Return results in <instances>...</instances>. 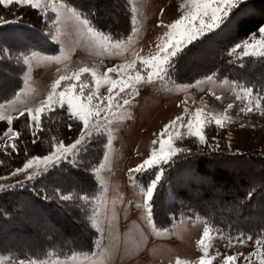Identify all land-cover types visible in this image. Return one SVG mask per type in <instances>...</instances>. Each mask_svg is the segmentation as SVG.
<instances>
[{
  "label": "rangeland",
  "instance_id": "374dc122",
  "mask_svg": "<svg viewBox=\"0 0 264 264\" xmlns=\"http://www.w3.org/2000/svg\"><path fill=\"white\" fill-rule=\"evenodd\" d=\"M128 3L131 32L122 40H113L108 34L94 29L85 17L61 0L41 2L39 10L49 19V38L57 49L50 54L30 51L21 56L24 65L21 85L13 90L8 101L0 104L3 120L8 121L9 117L21 112L28 115L29 110L35 113L37 108H42L56 80L61 76L71 78L81 68L90 71L81 73L78 81H62L58 90L71 82L75 83L77 91L83 87L85 95L107 98L111 87L107 81L127 80L137 74L143 80L123 92L118 86L113 88L112 115L107 119L102 115L99 120L90 122L91 137L99 134L105 138L101 161L93 171L96 189L83 196L87 197L86 200L81 199L82 211L95 234L92 250H79L68 255L53 250L26 258L0 253V264H20L21 261L24 264H177V261L180 264H199L202 257L210 264H225L227 256L235 257L231 264H260L264 260V234H231L211 226L197 214H174L169 206L176 203L170 187L163 196L165 203L169 204L166 205L169 211L162 218V224L155 222L152 212L149 220L144 199L155 170L132 180L129 169L150 156L153 141L171 137L172 147L179 150L175 156L202 149L264 155V106L256 107L259 98L251 91L253 110L248 111L249 99L244 90L249 88L214 74L180 83L170 76V68L163 80L148 82L149 68L142 65L140 59L156 54L157 45L163 42L168 31L167 26L189 11L191 5L189 0H128ZM53 8L59 12V22H56L58 12ZM68 8L75 10L80 20H87L89 27L99 36H91L79 21L70 18L66 11ZM259 39L258 29L238 44L243 45L247 41L250 46ZM116 41L120 42L119 47L112 46ZM253 51L248 48L249 55ZM32 53L37 55L31 56ZM233 55L241 57L244 48L233 52ZM25 56H31V59L26 61ZM133 62L132 68H118ZM109 68H117V71L109 73ZM93 72L101 81L99 87L94 83ZM125 99L129 101L127 105L123 103ZM95 102L101 103L100 99ZM101 106H107L106 99ZM46 110L48 108L44 107L42 112ZM197 110L201 113L204 143L191 135L187 128L189 120H195ZM216 118H222L220 125L215 123ZM166 125L169 127L165 131ZM29 126L33 139H36V123H29ZM14 137L11 133L0 136V151L10 152ZM50 166L33 163L27 170H15L0 178V187L39 174ZM205 228L209 230L207 237H204ZM202 237L207 256L199 243Z\"/></svg>",
  "mask_w": 264,
  "mask_h": 264
},
{
  "label": "trees",
  "instance_id": "16d2710c",
  "mask_svg": "<svg viewBox=\"0 0 264 264\" xmlns=\"http://www.w3.org/2000/svg\"><path fill=\"white\" fill-rule=\"evenodd\" d=\"M85 17L94 29L122 40L131 32L128 0H61ZM0 104L8 101L21 85V56L30 51L53 53L49 19L39 9L0 5ZM264 25V0H245L228 22L191 52L185 49L175 59L170 76L180 82L214 74L244 85L264 106V57H235L230 50ZM192 46H189L191 48ZM7 49V51H4ZM238 52V49L236 50ZM36 139L30 132L28 115L20 114L9 124L0 120V136L8 128L18 133V151H0V177L6 176L33 156L48 155L52 145L74 142L83 129L56 105L41 113ZM35 141V143H33ZM105 138L94 135L69 160L11 185L0 187V253L24 257L48 251L70 254L92 250L94 230L82 211L81 197L96 189L94 169L101 161ZM75 161V162H74ZM171 188L176 203L163 199ZM66 195L68 200H61ZM152 215L158 225L171 206L174 214H197L213 227L231 234H264V155L202 149L175 156L164 165V177L154 193ZM169 205V206H166Z\"/></svg>",
  "mask_w": 264,
  "mask_h": 264
},
{
  "label": "snow or ice",
  "instance_id": "6c2138e0",
  "mask_svg": "<svg viewBox=\"0 0 264 264\" xmlns=\"http://www.w3.org/2000/svg\"><path fill=\"white\" fill-rule=\"evenodd\" d=\"M42 0H0V5L8 7L11 4H17L21 6H30L34 9H39L41 7ZM244 0H189L191 8L189 11L184 12L179 19H176L173 23L168 25V31L165 33L163 42L157 45L156 54L149 58H141L140 63L146 65L149 68L147 80L152 82L153 79L163 80L164 77L168 74L169 69L174 67V62L176 58L184 52L185 49H188L189 52L194 50L199 46L200 43L211 40V34L215 33L217 29H220L223 25L228 22L230 14L233 9L237 8ZM183 8V6H181ZM53 11L58 10L53 8ZM70 18H75L79 21L88 31V33L93 37H98L99 34L95 33L91 27L88 25L87 20H80L79 15L75 10L68 8L66 10ZM60 16L59 12L57 15V21L59 22ZM6 20L0 16V23H4ZM54 22V23H56ZM159 26V25H158ZM260 39L256 40L252 45H248L247 41L243 45L237 44L229 53L231 55L237 49L241 47L244 48V55H249L248 48L251 47L254 51L251 55H259L264 57V27L259 28ZM130 39V37H128ZM109 44H111V39L108 38ZM119 41L112 46L119 47ZM189 46H192L189 48ZM259 48L260 51L256 52L255 49ZM107 50V49H105ZM4 51H7L5 49ZM37 55L32 53L31 56ZM31 56H25V60L29 61ZM133 64L129 65H120L119 69H129L134 66ZM90 70L87 68H81L78 73H75L73 77L68 78L61 76L55 83L52 84V90L49 93L46 100L43 101L42 108H37L35 113L32 110L28 111V120L31 124L32 122L36 123L37 128L41 127V112L43 108L46 107L49 110L53 109L56 105L60 107L66 106V110L69 116L75 120L81 121L83 124V129H74L72 124L68 125L69 131H78L79 138H73L74 142L65 144L60 142L58 144H53V151L49 155L44 156H33L26 163H24L23 168H18L16 171H24L29 169L33 163H43L45 165H53L61 163L62 161L69 160L70 158L76 155V151L83 146V150H87V142L92 136L90 122L92 120H99L103 115L105 119L109 118L112 115L113 109V88L119 87V91L123 92L127 87H134L136 83H139L143 80V77L137 74L134 78L129 76L127 80L118 79L115 81H107L111 87H109L110 95L107 98H98L92 94L85 95L83 87L79 88L77 91L75 83H68L67 86L63 87L62 90H58L61 87V82L65 80H76L80 79L81 73H87ZM117 71V68H109L108 72ZM94 78V83L97 87L100 86L101 81L96 79L95 73H92ZM107 74H105V77ZM245 93L249 99L248 111H252V101L250 99L251 90L245 89ZM100 99L101 103H96L95 101ZM103 99L107 100V106L102 107ZM219 99V97H217ZM237 99H240V96H237ZM125 105L129 103L127 99L123 101ZM119 105H116L118 107ZM261 102L259 99L256 101V107L259 108ZM2 107V105H0ZM232 105H229L231 108ZM21 116L25 115L24 112L20 113ZM4 117L0 116V120H3ZM179 119V118H178ZM222 118H216L215 123L220 125ZM8 123H12V118H8ZM175 124V121L172 122ZM169 126H165V131ZM188 131L191 135L197 137L201 143L205 142L204 135L202 132V122H201V113L197 110L195 115V120H189L187 125ZM11 133L13 136H18V133L12 132L11 129L8 132H5L4 135L7 136ZM162 136L164 133L161 134ZM171 137L168 139H161L159 141H153V149L150 156L147 159H144L142 163L138 164L135 168L129 169L130 179L135 180L138 176L143 175L150 170L154 171V178H151L150 183L146 187L145 199H144V208L148 212L149 220H151V201L153 200L154 193L157 191L158 186L162 182V177L164 175V165L169 164L170 160L177 154L178 149L172 147L170 143ZM35 143V141H33ZM159 145L157 148L156 145ZM12 150L14 152L18 151V148L15 144L12 145ZM75 162V161H74ZM95 171V169H92ZM15 174V173H13ZM2 178V177H0ZM29 180L33 177L29 176ZM61 200H68L69 197L66 195H60ZM81 199L86 200L87 197H81ZM209 235V230L205 228L204 237ZM242 243L243 241H238ZM200 245L204 251V255L207 256V247L204 245L203 237L200 240ZM259 244L260 241H257ZM235 257L227 256L225 258V264H231ZM20 264H24L23 261ZM177 264H180V261H177ZM199 264H210V261L200 259ZM260 264H264V260L260 261Z\"/></svg>",
  "mask_w": 264,
  "mask_h": 264
}]
</instances>
